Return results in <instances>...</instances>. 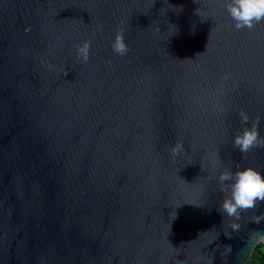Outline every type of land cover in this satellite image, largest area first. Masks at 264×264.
I'll list each match as a JSON object with an SVG mask.
<instances>
[{
	"label": "water",
	"instance_id": "obj_1",
	"mask_svg": "<svg viewBox=\"0 0 264 264\" xmlns=\"http://www.w3.org/2000/svg\"><path fill=\"white\" fill-rule=\"evenodd\" d=\"M263 239L264 0H0V264Z\"/></svg>",
	"mask_w": 264,
	"mask_h": 264
},
{
	"label": "trees",
	"instance_id": "obj_2",
	"mask_svg": "<svg viewBox=\"0 0 264 264\" xmlns=\"http://www.w3.org/2000/svg\"><path fill=\"white\" fill-rule=\"evenodd\" d=\"M245 264H264V239L255 246Z\"/></svg>",
	"mask_w": 264,
	"mask_h": 264
}]
</instances>
